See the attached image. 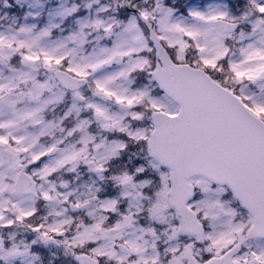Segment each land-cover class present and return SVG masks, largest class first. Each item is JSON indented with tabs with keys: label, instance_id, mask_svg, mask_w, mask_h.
Instances as JSON below:
<instances>
[{
	"label": "snow or ice",
	"instance_id": "6c2138e0",
	"mask_svg": "<svg viewBox=\"0 0 264 264\" xmlns=\"http://www.w3.org/2000/svg\"><path fill=\"white\" fill-rule=\"evenodd\" d=\"M0 264H264V0H0Z\"/></svg>",
	"mask_w": 264,
	"mask_h": 264
}]
</instances>
